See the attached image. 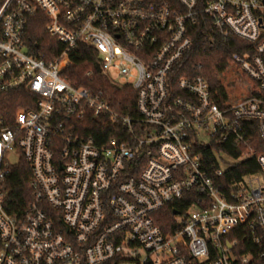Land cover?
I'll return each instance as SVG.
<instances>
[{
  "label": "built area",
  "instance_id": "obj_1",
  "mask_svg": "<svg viewBox=\"0 0 264 264\" xmlns=\"http://www.w3.org/2000/svg\"><path fill=\"white\" fill-rule=\"evenodd\" d=\"M38 16L62 45L49 61L26 41ZM202 16L204 52L217 36L253 49L217 50L189 68ZM79 44L136 90V114L63 75ZM216 54L254 93L224 104ZM18 89L37 99L11 123L0 114V264H264V0H0V94ZM89 119L97 137L85 133ZM14 151L31 168L19 210L7 205ZM248 160L258 169L226 175ZM186 196L166 231L158 214Z\"/></svg>",
  "mask_w": 264,
  "mask_h": 264
},
{
  "label": "trees",
  "instance_id": "obj_2",
  "mask_svg": "<svg viewBox=\"0 0 264 264\" xmlns=\"http://www.w3.org/2000/svg\"><path fill=\"white\" fill-rule=\"evenodd\" d=\"M210 26V20L204 16L200 18V23L195 26L193 32L195 46L190 51L186 61L189 68H192L197 62L202 61L205 54L213 53L214 51H221L226 55H233L234 53H242L244 51H251L254 45L237 36L229 38H222L217 36L216 44L208 51H203V42L205 34L202 32L204 28ZM27 44L30 47L31 53L36 56H42L47 61L52 60L62 50V45L52 36L47 33L46 20L40 16L31 21L29 30L26 36ZM70 63L63 75L74 85L79 87H86L93 91H103L108 97L112 107L121 113H137L136 107V90L129 85H120L113 81L98 69L99 57L96 47L88 44H79L70 52ZM210 71L215 75L216 89L223 97L224 104H233L242 96L254 93V91H244L242 87H248V82L234 89L228 87L229 80H226L224 68L228 67L233 70V65H226L219 55H214L209 59ZM200 71V70H199ZM199 71H195L197 74ZM185 72L179 71V75ZM242 78L240 72H237L236 80ZM226 90L225 91V88ZM37 96L28 92L25 89L13 90L10 92L0 94V114H2L10 123L13 121L16 112L20 107L27 109H34ZM88 128L85 130L87 135L97 137L99 130H97V120L89 119L87 122ZM107 136L110 132H106ZM232 156H238L236 148H230L228 145L221 147ZM198 151L204 153L207 157L213 155L211 149L198 148ZM258 169V165L254 160L244 161L237 164L232 171H228L226 175L232 174L239 176L243 173L254 171ZM31 176L30 164L25 160H21L18 164L12 166L10 175L7 180V205L13 210L24 208L32 198V191L29 187V179ZM191 198L186 196L183 200L176 201L166 206L158 214V223L166 230H174V214L177 210L179 213L185 211L191 204ZM125 259L117 258L113 262L104 264H122Z\"/></svg>",
  "mask_w": 264,
  "mask_h": 264
},
{
  "label": "rangeland",
  "instance_id": "obj_3",
  "mask_svg": "<svg viewBox=\"0 0 264 264\" xmlns=\"http://www.w3.org/2000/svg\"><path fill=\"white\" fill-rule=\"evenodd\" d=\"M237 72L238 70L236 68H234L233 70H230L228 67H225L224 68V73L226 74V80H229V83H228V87L229 89H234L236 86H238V83L240 82L239 79H235L236 76H237ZM225 91L226 90V87L224 88ZM245 92L244 91H240L238 92V94L240 93H243ZM206 141L209 140V137L205 139ZM20 160V155L18 153H16L15 151L11 153V155L9 156V161L12 163V164H16L18 163ZM138 252H140L141 254H143L142 250L140 248H137ZM136 251V250H135ZM122 264H136L134 261H126Z\"/></svg>",
  "mask_w": 264,
  "mask_h": 264
},
{
  "label": "water",
  "instance_id": "obj_4",
  "mask_svg": "<svg viewBox=\"0 0 264 264\" xmlns=\"http://www.w3.org/2000/svg\"><path fill=\"white\" fill-rule=\"evenodd\" d=\"M97 69L101 71V66L98 64Z\"/></svg>",
  "mask_w": 264,
  "mask_h": 264
},
{
  "label": "bare ground",
  "instance_id": "obj_5",
  "mask_svg": "<svg viewBox=\"0 0 264 264\" xmlns=\"http://www.w3.org/2000/svg\"><path fill=\"white\" fill-rule=\"evenodd\" d=\"M239 100H240V99H239ZM239 100H237L236 102H238ZM236 102H234V103H236ZM234 103H233V104H234Z\"/></svg>",
  "mask_w": 264,
  "mask_h": 264
}]
</instances>
